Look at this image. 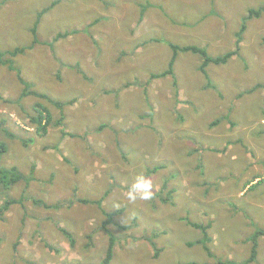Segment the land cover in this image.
<instances>
[{
  "label": "rangeland",
  "instance_id": "374dc122",
  "mask_svg": "<svg viewBox=\"0 0 264 264\" xmlns=\"http://www.w3.org/2000/svg\"><path fill=\"white\" fill-rule=\"evenodd\" d=\"M53 3L39 42L0 65V166L31 177L0 189V209L21 200L0 215V264H100L110 233L111 264L249 259L264 229V0H0V51L32 45ZM173 45L236 52L206 78L200 55ZM23 80L65 105L20 100ZM40 103L45 136L30 121ZM139 177L149 199L129 198ZM189 222L212 223L213 258ZM258 247L249 264H264V235Z\"/></svg>",
  "mask_w": 264,
  "mask_h": 264
},
{
  "label": "trees",
  "instance_id": "16d2710c",
  "mask_svg": "<svg viewBox=\"0 0 264 264\" xmlns=\"http://www.w3.org/2000/svg\"><path fill=\"white\" fill-rule=\"evenodd\" d=\"M53 3L52 5L48 6L47 8L43 9L42 11H40V13L37 15V18L34 22V26L32 28V35L34 36V40H33V44L32 45H27V46H23V47H17L13 50H7V51H0V65L1 64H9V67L11 69H14V58L16 56H18L19 54L24 53L25 51H27L28 49H32L38 42L39 40L36 37V31L37 28L40 25L42 16H44L46 13H48L53 7H54ZM262 12H264V8L257 10L256 12H254V16H258L260 15ZM143 15V14H142ZM251 15H249L248 17L243 18V22L241 24V28L239 30L238 33V37H239V42L241 41L242 35L243 33L246 31L247 27H248V21L250 20ZM69 33L66 34H60L58 35L54 40H53V44L56 43V41L58 39H60L61 37H65L68 36ZM173 50L175 51H193L195 54L200 55L202 61L201 64L199 66V69L202 71V73L206 76V78H208V66L210 64H216V65H220V64H226L228 62V60L235 54V52H227L226 54L220 55V56H212L210 55V53L207 51L206 48H201L199 46H183L180 47L179 45H173ZM174 60L171 61L170 65H169V69L165 72H163L162 74L159 75H155L152 74L151 75V80L156 79V78H161V77H166L168 75H173V68H174ZM78 71V73L82 74L84 78H87L82 70L76 66L75 67ZM24 84V89L21 93L20 96V100L24 97H28V96H35L41 99H47L52 105H57L59 107H62L65 105V103L53 100L50 97H45V95H41L39 94L37 91H33L31 89V85L28 82H25L23 80L22 82ZM211 84H208L207 87H210ZM66 104H71L70 102L66 103ZM34 111H35V115H33L30 118L31 123L33 124V126L36 129V133H38V135L40 136H45L48 134V126L52 123V113L51 111L42 103L40 104H35L34 105ZM62 120V118L60 119ZM8 136L14 138V136L12 134H10L9 132ZM32 142V140H30ZM8 150V147L5 143L0 142V162L2 161V156L3 154ZM34 166H33V170H34ZM163 168V166H159L154 168L153 170H151V172L157 171L158 169ZM199 168H201V165H199ZM31 180V177H26V175L24 173H22L18 167L13 166L10 168H5V167H1L0 166V189L2 188V190L4 191H8L10 190L16 183H18L21 180ZM21 200H16V199H6L5 202L3 203V206L0 209V215L4 214L6 211L9 210V208L11 207V205L19 203ZM79 203L81 204H95L97 206H99L101 209L103 208L102 204V200H89V199H79ZM49 208H60V205H56V206H52ZM103 213H105L107 216L112 217L117 215L120 211H115L113 212V214H109L107 212H105L102 209ZM3 216V215H2ZM111 219V218H110ZM191 226L201 229L203 231V237L201 239H199L197 241V244H202L204 250L207 252V254L210 257H214L215 254L212 252L211 247L209 246V243L212 242V238L210 237L209 233H208V229L211 228L212 223H208L207 225H202L199 223H193V222H189ZM61 232L66 235L69 239H70V243L72 246L75 245V240L73 239L72 235L68 232V230H65L64 228H60ZM110 231H108L109 233ZM264 235V229H259V227H257V231L249 238V240L252 242V251H251V256L249 257V259H247L246 261L243 262H235L233 260H221V259H216L215 263H198V262H187L184 264H249L252 261H255L257 258V254H258V249H259V237ZM114 247H115V237L113 234L110 233V243L109 246L107 248V252L105 255V258L102 260V262L100 264H111L113 257H114Z\"/></svg>",
  "mask_w": 264,
  "mask_h": 264
},
{
  "label": "clouds",
  "instance_id": "9594fccd",
  "mask_svg": "<svg viewBox=\"0 0 264 264\" xmlns=\"http://www.w3.org/2000/svg\"><path fill=\"white\" fill-rule=\"evenodd\" d=\"M152 195L150 182L146 181L143 177L137 178L136 183L129 191V198L135 199H149Z\"/></svg>",
  "mask_w": 264,
  "mask_h": 264
}]
</instances>
